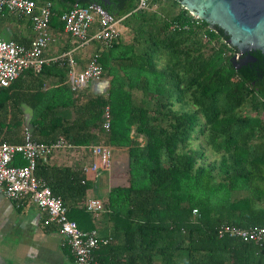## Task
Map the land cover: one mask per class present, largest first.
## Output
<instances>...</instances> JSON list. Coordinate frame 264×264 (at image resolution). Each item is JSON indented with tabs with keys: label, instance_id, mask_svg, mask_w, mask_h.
<instances>
[{
	"label": "trees",
	"instance_id": "16d2710c",
	"mask_svg": "<svg viewBox=\"0 0 264 264\" xmlns=\"http://www.w3.org/2000/svg\"><path fill=\"white\" fill-rule=\"evenodd\" d=\"M34 1L50 2L57 29L62 11L87 4ZM121 4L112 16L122 17L131 40L119 66L108 64L107 50L95 54L106 91L70 90L64 59L26 70L0 88V141L19 142L27 119L35 141L127 148L119 172L128 186L99 198L110 225L109 241L93 253L101 264H264V245L216 235L223 223L264 225V68L251 83L243 78L232 47L175 0ZM12 164L24 160L17 154ZM35 175L67 216H87L78 206L89 187L80 167L39 161Z\"/></svg>",
	"mask_w": 264,
	"mask_h": 264
},
{
	"label": "built area",
	"instance_id": "2783aa9c",
	"mask_svg": "<svg viewBox=\"0 0 264 264\" xmlns=\"http://www.w3.org/2000/svg\"><path fill=\"white\" fill-rule=\"evenodd\" d=\"M149 2L150 0H136V8H148ZM51 14V4L48 1L37 4L34 0H0V18L5 15L26 18L33 33L27 45L0 37V88L7 86L26 70L38 73L43 65L63 58H66L68 65L65 82L70 90H78L89 81L101 79L102 68L95 54L89 56L80 70L75 69L68 52L49 58L44 56V51L54 39L49 26ZM121 19L122 17L116 18L112 15L103 18L97 8H90L88 4L74 5L58 15L62 32L75 39L77 46L98 42L104 48L110 47L121 34ZM109 119V107L105 106L102 122L105 130L109 128ZM17 154L24 160V164H12V159ZM111 159L112 149L107 144H72L62 138L51 143L39 142L32 140L29 131L24 127L20 142L0 141V191L11 200L28 198L43 211L46 217L44 221L57 226L58 233L77 264H101L94 258L93 253L109 239L99 235L95 229H80L76 221L67 216L60 197L53 195L45 182L35 175V168L39 161L50 164L52 160H58L59 165H76L84 173L95 172L98 168L108 171ZM115 179L111 180L113 187L127 185L125 177L119 176ZM81 205L94 220H100L104 210L98 197L87 196ZM216 235L238 237L258 246L264 245V225L238 227L223 223L216 228Z\"/></svg>",
	"mask_w": 264,
	"mask_h": 264
},
{
	"label": "crops",
	"instance_id": "0c3cea01",
	"mask_svg": "<svg viewBox=\"0 0 264 264\" xmlns=\"http://www.w3.org/2000/svg\"><path fill=\"white\" fill-rule=\"evenodd\" d=\"M50 29L54 39L44 51V56L49 58L68 52L76 70L83 68L89 56L96 54L97 49L107 50L108 64L113 67L119 66V59H122L120 55L126 50L127 44L131 40L130 34L125 27H122L121 34L107 49L98 42L77 46L75 39L62 32V27L61 29L50 27ZM32 35V30L26 18L7 15L0 18V37L3 39L17 40L21 44L27 45ZM63 59L66 60V58ZM52 63L55 62H48L45 65ZM66 76L64 82L66 81ZM101 80H105L107 83H101ZM84 87L83 90L92 94L104 93L108 88V79L102 78L97 81H89ZM48 88L49 85H45L42 89L46 90ZM21 105L30 108L24 103L20 104V108ZM22 112L29 114L31 111L22 110ZM24 127L26 126L24 125ZM137 139L140 142L142 140L140 136ZM111 149L113 157L112 172L98 168L95 172L85 173V178L89 182L85 198L87 196L105 197L109 189L113 187L110 177L114 178V175L118 172V166L126 161L127 148L111 147ZM85 157L87 160L89 159L88 156ZM50 165H59L58 160H52ZM74 167L78 166L75 165ZM83 201L81 200L78 203L81 208H83L81 205ZM45 218V213L28 198L11 200L0 191V264H77L62 236L58 233L57 226L52 222H45ZM70 218L78 222L77 224L82 230L95 229L98 234L108 236L110 225L105 224L107 219L105 213L101 215L100 220H94L88 212L87 216L83 213L75 212L72 216L70 215Z\"/></svg>",
	"mask_w": 264,
	"mask_h": 264
},
{
	"label": "water",
	"instance_id": "95a60500",
	"mask_svg": "<svg viewBox=\"0 0 264 264\" xmlns=\"http://www.w3.org/2000/svg\"><path fill=\"white\" fill-rule=\"evenodd\" d=\"M123 0H74L87 2L103 15H115ZM192 16L203 20L214 29L237 54V73L251 83L260 78L264 68V0H175ZM74 3V4H75ZM235 57L234 54L232 58ZM101 83H107L101 80ZM22 110L31 109L21 105ZM24 125L30 131L28 120Z\"/></svg>",
	"mask_w": 264,
	"mask_h": 264
},
{
	"label": "rangeland",
	"instance_id": "374dc122",
	"mask_svg": "<svg viewBox=\"0 0 264 264\" xmlns=\"http://www.w3.org/2000/svg\"><path fill=\"white\" fill-rule=\"evenodd\" d=\"M165 5H167L166 3H164V6ZM234 56H236V57H233L234 58V60H236V58H237V55H236V53L234 54ZM102 79V78H101ZM262 116H264V114H262ZM192 146H195L196 145V142H192V144H191ZM207 154H208V157H207V160H210V159H212V158H214V155L213 154H211L210 152H207ZM112 162H113V157H112V159H111V163H110V168H109V172L111 171L112 172V169H111V166H112ZM124 164H125V162H123V163H121L120 164V166H118V172H117V174L116 175H114V178H111L110 177V179L111 180H116L115 178L116 177H119V176H123V177H125V183H127V185H125V186H120V187H127L128 186V184H129V179H128V175H126V174H124V173H119V171L121 170V168L124 166ZM120 167V168H119ZM112 174V173H111ZM113 175V174H112ZM112 181V182H113ZM124 183V184H125ZM124 184H122V185H124Z\"/></svg>",
	"mask_w": 264,
	"mask_h": 264
},
{
	"label": "flooded vegetation",
	"instance_id": "af4514ba",
	"mask_svg": "<svg viewBox=\"0 0 264 264\" xmlns=\"http://www.w3.org/2000/svg\"><path fill=\"white\" fill-rule=\"evenodd\" d=\"M233 60H234V58H233ZM236 60H237V58H236ZM236 60H235V61H236ZM235 63L237 64V61H236Z\"/></svg>",
	"mask_w": 264,
	"mask_h": 264
},
{
	"label": "bare ground",
	"instance_id": "6f19581e",
	"mask_svg": "<svg viewBox=\"0 0 264 264\" xmlns=\"http://www.w3.org/2000/svg\"><path fill=\"white\" fill-rule=\"evenodd\" d=\"M53 5V4H52ZM50 188V187H49ZM52 193V192H51ZM97 231V230H96ZM98 261V260H97Z\"/></svg>",
	"mask_w": 264,
	"mask_h": 264
}]
</instances>
